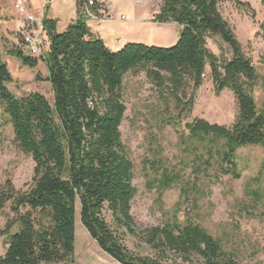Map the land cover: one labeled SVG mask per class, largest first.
Segmentation results:
<instances>
[{"label":"trees","instance_id":"16d2710c","mask_svg":"<svg viewBox=\"0 0 264 264\" xmlns=\"http://www.w3.org/2000/svg\"><path fill=\"white\" fill-rule=\"evenodd\" d=\"M259 2L264 5V0ZM223 3L250 9L240 0H161L153 21L179 25L176 43L169 48L127 43L118 51L92 37L81 4L76 3V19L63 32L46 18L44 6L43 55L32 57L20 49L10 54L29 69L44 64L52 104L39 92L15 97L6 86L11 75L0 53V105L17 149L34 164L25 192L16 191L10 180L0 185V218L6 209L13 215L0 229L7 239L0 264H73L76 204L81 227L117 264H165L171 256L182 264H235L220 242L190 218L180 222L174 217L162 227L140 232L153 256L135 254L124 244L126 235H134L131 202L136 194L133 166L119 130L127 74L143 73L156 86L167 84L177 108L184 86L196 91L207 74L216 94L227 90L233 95L237 114L230 126L202 119L184 125L187 139L196 143L195 160L217 158L221 172L237 179L236 151L264 148V113L253 97L259 75L221 15ZM102 7L94 0L90 11L97 15ZM259 28L264 33V23ZM211 38L226 47L223 54L208 48ZM191 106L188 100L180 113L190 112ZM180 179L179 174L164 173L154 182L158 196Z\"/></svg>","mask_w":264,"mask_h":264},{"label":"rangeland","instance_id":"374dc122","mask_svg":"<svg viewBox=\"0 0 264 264\" xmlns=\"http://www.w3.org/2000/svg\"><path fill=\"white\" fill-rule=\"evenodd\" d=\"M47 1L0 0V53L11 75V82L6 86L15 97L39 92L52 104L51 88L43 80L46 73L43 63L29 69L10 54L14 49L27 54L19 23L26 24L25 12L31 9L29 4L37 9L34 12L43 14ZM113 1L118 8L125 9L128 17L127 22H121L123 28L118 27L120 38L126 43L162 48L176 43L181 31L179 25L153 21L161 0ZM240 1L250 9L223 3L220 13L257 70L260 83L253 97L258 111L264 113V66L261 64L264 33L259 28L264 23V5L259 0ZM17 4L25 11L18 12ZM112 43L109 42L110 48L114 47ZM208 48L217 56L226 51L217 38L208 40ZM36 75L41 79L37 80ZM184 87L181 106L188 100L192 106L190 112L180 113L182 107H176L175 94L167 84L156 86L143 73H129L124 77L121 94L126 111L119 130L133 166L132 186L136 190L131 202L134 235H126L124 244L135 254L153 256L154 252L142 241L140 232L162 227L174 217L180 222L190 218L220 242L222 250L231 254L235 264H264V148L246 146L236 151L237 179L221 172L217 158L204 155L201 160H195L192 150L196 143L187 139L184 125L193 119H202L210 124L230 126L237 106L229 91L215 93L208 74L196 91L191 90V85ZM33 167L31 157L17 149L0 105V185L10 180L16 191L25 192L31 183ZM164 173L179 174L181 179L159 197L154 182ZM11 218L13 215L6 209L0 218V229ZM6 240L0 236V256L6 249ZM73 264H117L81 227L78 204L75 207ZM165 264L182 263L171 256Z\"/></svg>","mask_w":264,"mask_h":264},{"label":"crops","instance_id":"0c3cea01","mask_svg":"<svg viewBox=\"0 0 264 264\" xmlns=\"http://www.w3.org/2000/svg\"><path fill=\"white\" fill-rule=\"evenodd\" d=\"M48 9L46 11V18L56 22L57 32H63L66 27L76 19L77 6L75 0H48ZM103 6L110 7L120 14L126 16L125 9L122 7L116 6L113 0H98ZM31 9H28L27 13L34 12L37 10L33 4H29ZM137 20V19H136ZM135 20V21H136ZM114 24L115 26H112ZM27 24L20 22L18 28L22 30V34L28 29ZM121 22H109V21H95L88 19L87 26L89 28L90 34L92 37L102 40L105 45L111 50H117V48L127 44V41H124L120 38L118 27L123 28ZM46 39V37H45ZM113 41V43H112ZM47 42V39H46ZM109 42L114 45V47H109ZM44 65V64H43ZM47 72L43 77H45Z\"/></svg>","mask_w":264,"mask_h":264},{"label":"built area","instance_id":"2783aa9c","mask_svg":"<svg viewBox=\"0 0 264 264\" xmlns=\"http://www.w3.org/2000/svg\"><path fill=\"white\" fill-rule=\"evenodd\" d=\"M98 0H96L97 2ZM76 3L81 4V8L88 19L95 21H118L127 22L128 17L116 12L110 7L103 6L97 11V15L90 11V7L93 6L94 0H75ZM18 12H24L22 5H15ZM40 12H25V21L27 24V30L23 34V47L28 55L32 57H41L45 52L47 42L43 33L42 20L43 14Z\"/></svg>","mask_w":264,"mask_h":264}]
</instances>
